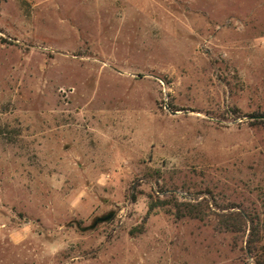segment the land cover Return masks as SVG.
<instances>
[{
  "label": "rangeland",
  "instance_id": "obj_1",
  "mask_svg": "<svg viewBox=\"0 0 264 264\" xmlns=\"http://www.w3.org/2000/svg\"><path fill=\"white\" fill-rule=\"evenodd\" d=\"M263 259L264 0H0V264Z\"/></svg>",
  "mask_w": 264,
  "mask_h": 264
},
{
  "label": "trees",
  "instance_id": "obj_2",
  "mask_svg": "<svg viewBox=\"0 0 264 264\" xmlns=\"http://www.w3.org/2000/svg\"><path fill=\"white\" fill-rule=\"evenodd\" d=\"M134 196V199H136V196ZM172 205L173 208V214L175 217L179 220H182L184 218H202L203 215H205L204 210V202H180L178 199H174L171 203L164 202V201H151L150 203V209L149 212H153L156 208H164L166 205ZM235 207L230 205L227 208H223V210H227L229 212H222L217 213V217L219 220L218 226L219 230L224 232H229L232 234H240L241 232L245 231V228L248 226V219L247 216L241 212V211H233ZM231 210V211H230ZM216 214V213H215ZM256 235V228L253 227V222L251 226V232L250 236L247 242V247L251 253L255 252V237ZM258 264H264L263 260H258Z\"/></svg>",
  "mask_w": 264,
  "mask_h": 264
}]
</instances>
